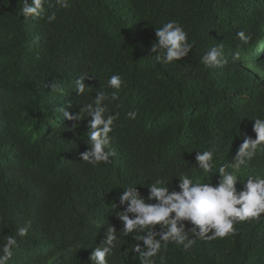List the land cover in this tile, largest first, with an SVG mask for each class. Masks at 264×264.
Here are the masks:
<instances>
[{"label": "trees", "instance_id": "obj_1", "mask_svg": "<svg viewBox=\"0 0 264 264\" xmlns=\"http://www.w3.org/2000/svg\"><path fill=\"white\" fill-rule=\"evenodd\" d=\"M69 3L50 8L57 20L48 24L20 16L23 0H0V242L31 222L11 264H91L106 225L121 227L112 206L122 187L139 183L146 196L157 178L175 188L177 170L202 176L191 166L195 151L206 148L215 150L217 166L229 163L243 133L255 137L252 119L264 118V0ZM168 20L179 21L195 46L161 64L151 46ZM240 30L252 35L248 45L236 37ZM219 43L229 63L206 68L201 55ZM235 51L240 60L232 62ZM85 73L90 91L81 96L72 84ZM114 73L124 80L120 99L109 104L120 112L111 134L117 155L94 167L78 156L88 147L90 117L73 131L76 122L58 108L75 114ZM53 80L63 95L46 87ZM132 110L135 120L125 115ZM238 175H264V151ZM235 227V235L198 240L190 251L169 245L166 264H264V214ZM134 242L122 237L110 264H138L125 256Z\"/></svg>", "mask_w": 264, "mask_h": 264}, {"label": "clouds", "instance_id": "obj_2", "mask_svg": "<svg viewBox=\"0 0 264 264\" xmlns=\"http://www.w3.org/2000/svg\"><path fill=\"white\" fill-rule=\"evenodd\" d=\"M69 0H23L19 15L25 20H45L52 24L57 20V13L49 11L52 7L68 9ZM236 37L248 45L252 35L244 30L236 32ZM195 46L189 40V33L177 20H168L155 29V41L151 52L156 61L161 64H171L188 56ZM232 62L240 60V52L231 55ZM200 62L210 69L223 68L229 63L225 55L223 43L206 48L200 57ZM90 73L78 76L72 84V90L78 95L90 91V85L85 83ZM124 80L119 73L108 76L101 90L95 92L91 102L82 105L75 114L68 107L58 108L59 113L68 121H75L71 130L85 118L87 120V149L79 152L81 161L92 166L111 163V158L117 155L111 147L114 137L111 135L120 119V112L109 108V104L120 99ZM46 87L51 91L64 94V88L54 80ZM107 89H111L108 92ZM118 107V105H117ZM128 119L135 120L136 110L126 112ZM252 130L255 137L245 135L237 147L229 163L217 166L216 153L212 148L195 151V163L191 166L202 176L176 171L173 177L178 178L175 188L170 190L169 182L162 178L151 181L147 195H142L137 184H127L118 193V199L112 206V215L121 223L119 230L112 224L106 225L104 238L95 246L89 256L91 264H110L114 250L120 244L121 238L132 237L135 241L126 257L136 256L138 264H166L163 254L169 245L181 246L184 251H190L197 241L208 239H223L235 235V225L241 222L259 221L264 214V175H249L241 178L239 173L248 167L257 153L264 151V118L257 116L252 119ZM68 128V125H67ZM215 169L218 180L216 183L207 181L209 174ZM203 181V182H202ZM238 181L243 187L238 190ZM142 185V184H140ZM104 225L101 223L98 227ZM31 222L16 229L14 235H6L0 242V264H11L14 250L20 246L18 238L28 235Z\"/></svg>", "mask_w": 264, "mask_h": 264}]
</instances>
